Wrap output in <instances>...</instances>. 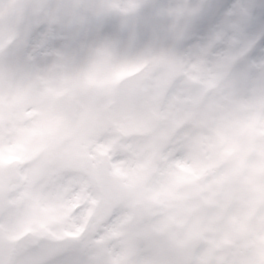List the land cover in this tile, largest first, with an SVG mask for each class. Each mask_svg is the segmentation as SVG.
I'll list each match as a JSON object with an SVG mask.
<instances>
[{
  "label": "clouds",
  "instance_id": "clouds-1",
  "mask_svg": "<svg viewBox=\"0 0 264 264\" xmlns=\"http://www.w3.org/2000/svg\"><path fill=\"white\" fill-rule=\"evenodd\" d=\"M0 264H264V0H0Z\"/></svg>",
  "mask_w": 264,
  "mask_h": 264
}]
</instances>
